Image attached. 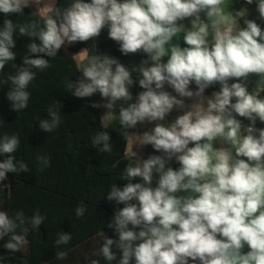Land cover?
<instances>
[{
  "label": "clouds",
  "instance_id": "obj_1",
  "mask_svg": "<svg viewBox=\"0 0 264 264\" xmlns=\"http://www.w3.org/2000/svg\"><path fill=\"white\" fill-rule=\"evenodd\" d=\"M31 3L41 0H0V13L23 16ZM245 3H255L257 18L264 21V0ZM228 9L229 0H72L61 10L51 0L44 4L39 20L3 21L0 73L16 60L17 31L32 39L29 53L43 54L25 55L22 66L13 64L15 74L0 80V85L11 84L7 99L16 112L28 107V87L37 75L33 69L51 67L44 56L55 58L65 44L98 39L107 28L108 38L123 55L147 56L129 68L107 54H92L77 64L81 78L65 83L76 98L99 93L106 103L93 102L91 107H105L109 118L122 102L118 121L125 136L138 123L158 122L140 136V145H151L162 155L141 159L133 152L135 163L120 177L128 182L123 187L113 183L107 193L108 201L124 205L108 224L118 238L98 233L103 243L93 255L108 264L117 259L113 245L121 252L119 264H130L133 258L135 264H264V128L256 127L257 120L264 123V98L246 84L253 74L264 84V30L252 19H244L245 27H240L245 12ZM184 20L191 26L181 23ZM181 33L187 45L183 48L172 43ZM230 79L238 82L229 84ZM137 81L144 91L131 102L130 88ZM192 82L196 91L189 88ZM216 83L220 90L205 97V89ZM166 84L176 95L165 90ZM194 97L186 106L185 100ZM60 107L56 101L48 106L49 119L38 118L40 129L51 133L59 128ZM174 109L181 114L166 125L165 118ZM110 140L107 131H98L91 144L110 153ZM217 141L226 146L215 147ZM20 144L18 133L0 135V155L7 154L0 162V182L8 179V173L29 171L28 164L13 155ZM36 159L41 171L50 167L49 156ZM173 159L179 168L168 166ZM135 178L142 182L134 183ZM86 211L81 202L75 215L81 218ZM46 219L39 210L32 216L23 210L11 215L0 210V240L8 237L3 247L11 253L25 249L30 229ZM71 239L69 233H58L54 243L61 247ZM66 257L65 251L56 254L57 260Z\"/></svg>",
  "mask_w": 264,
  "mask_h": 264
},
{
  "label": "trees",
  "instance_id": "obj_2",
  "mask_svg": "<svg viewBox=\"0 0 264 264\" xmlns=\"http://www.w3.org/2000/svg\"><path fill=\"white\" fill-rule=\"evenodd\" d=\"M71 2L72 0H55V6L63 10ZM255 9V3L249 5L247 14L241 18V24L245 27L244 19H252L264 30V21L257 18ZM40 17L41 15L36 14L31 7L24 8L23 16L11 14L6 17L0 13V28L3 27L5 19H11L14 23H23L33 19L39 20ZM14 40L16 45L13 51L16 53V60L6 64L3 72L0 73V80L6 79L9 74H15L13 64L22 66L25 55L31 58L43 55L29 53L27 45L32 39L20 36L18 31L14 34ZM35 42L39 44L38 39H35ZM63 49L70 54L64 55L59 50L55 58L44 56L49 60L51 67L44 71L33 69L37 73L36 79L29 84L30 100L28 107L21 112L12 110L11 102L7 99L11 84L0 85V120L4 122L0 125V135L19 134L21 144L13 155L29 166L28 172L8 173V179L0 182V210H7L10 215L15 211L23 210L26 216H32L36 210H39L42 215L47 216L39 228L30 229L26 237L29 244L20 252L11 253L3 247L8 237L0 240V264H91L92 260H98L99 264H108L102 256L93 255L103 243L98 233L103 231L109 238H118L108 224L116 209L124 205L108 201L106 197L113 183L117 187H123L128 182L121 180L120 177L129 164L135 163L128 153L129 137L104 126L102 106L91 107L93 102L101 105L106 103L99 93L88 98H76L65 88V83L67 80L75 82L81 78L82 73L77 64L86 62V57L92 54H107L117 58L129 68L138 66L147 56L144 53L123 55L119 51V45L108 38L107 28L102 30L98 39L65 44ZM84 49H87V52H82ZM167 59L168 57L165 56L162 62L166 63ZM132 75L135 80L137 74L133 72ZM234 82L238 81L235 79L228 81L229 84ZM246 84L249 91H257L260 96H264V90ZM189 88L196 90L195 83L192 82ZM220 88L221 85L216 83L205 89L204 93L209 95L219 91ZM165 90L176 95L167 84ZM141 91L144 89L140 88L137 81L130 88L133 96L131 102L135 101ZM54 101L61 105L59 110L62 123L58 129L48 133L40 129L38 118L49 119L47 108ZM189 102L190 99L185 100V104ZM121 104L122 102H118L113 110L117 117ZM181 111L174 109L165 118L166 125L181 114ZM155 123L158 122L138 123L132 129L150 131ZM256 127L264 128V124ZM98 131H107L110 135L112 144L110 153L100 152L99 147L91 144L92 137ZM41 154L50 157V167L43 171L40 170L36 159ZM6 155H0V162L6 158ZM150 155H162V153L156 152L151 145H147L145 159ZM168 166L173 169L179 168V164L174 159ZM157 178L154 173V187ZM133 182L142 181L140 178H135ZM81 202L87 207V211L83 217L77 218L75 209ZM58 233L71 234V241L67 245L57 247L54 241ZM112 250L116 253L117 259L111 264H119L121 252L115 245ZM58 251L67 252V257L57 260ZM130 264H135L134 258Z\"/></svg>",
  "mask_w": 264,
  "mask_h": 264
},
{
  "label": "rangeland",
  "instance_id": "obj_3",
  "mask_svg": "<svg viewBox=\"0 0 264 264\" xmlns=\"http://www.w3.org/2000/svg\"><path fill=\"white\" fill-rule=\"evenodd\" d=\"M49 2H51V0H41L40 4L31 3L29 7H31L36 14H41V12L43 11L44 4L49 3ZM63 48H64V46H62V48L60 50L63 51ZM190 90L196 91L194 89H190ZM215 92H218V91H215ZM212 94H213V92L209 95L204 93V96L205 97H211ZM196 99L197 98H195V97L190 99L189 105H191ZM107 112H108V109H106L105 107L102 106V117H103L104 126L107 128H110L112 130L119 131V132L123 133V130L121 129V126L119 125L118 117L115 115L114 111L110 114L111 118H109V116L107 115ZM127 132H128L127 136L129 137L128 153H129L130 158L135 160L134 158H132L131 154L133 152H136L138 157H140L141 159H145L146 158L147 145H140V136L145 131H140L138 129L133 130L132 128H130L127 130Z\"/></svg>",
  "mask_w": 264,
  "mask_h": 264
},
{
  "label": "crops",
  "instance_id": "obj_4",
  "mask_svg": "<svg viewBox=\"0 0 264 264\" xmlns=\"http://www.w3.org/2000/svg\"><path fill=\"white\" fill-rule=\"evenodd\" d=\"M229 11H232L233 13L237 12V11H244L245 15L247 14L248 10H249V5H247L245 3V0H229ZM41 15V14H39ZM201 19L206 21V16L204 13H201ZM239 26L243 27L241 24V19H239ZM181 23H183L186 27H190L191 23L190 20H184ZM173 44H179V46L181 48L186 47L187 45H185V43L183 42V33H181L179 36L174 37ZM61 51V50H60ZM64 55H69L70 53L67 52L65 49H63ZM77 58H79L78 56H76ZM260 77L258 75H250L248 80L246 81V83L253 85L254 88L259 89V90H264V84L260 83ZM260 98H264V96H260ZM190 103V102H189ZM189 103H186V106H190ZM238 119H240L244 124H249L250 122L242 117H238ZM259 124H264L261 123L259 120H257L256 126ZM193 145H189V147H191ZM215 147H222V146H226V145H222L219 141L216 142V144L214 145ZM184 193H178V195H183ZM248 249L247 247H245L244 251L246 252Z\"/></svg>",
  "mask_w": 264,
  "mask_h": 264
}]
</instances>
